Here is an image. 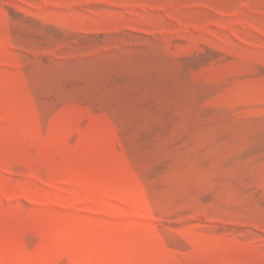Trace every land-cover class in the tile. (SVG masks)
Masks as SVG:
<instances>
[{"label": "rangeland", "instance_id": "374dc122", "mask_svg": "<svg viewBox=\"0 0 264 264\" xmlns=\"http://www.w3.org/2000/svg\"><path fill=\"white\" fill-rule=\"evenodd\" d=\"M0 264H264V0H0Z\"/></svg>", "mask_w": 264, "mask_h": 264}]
</instances>
